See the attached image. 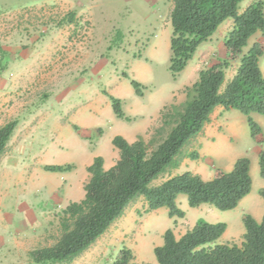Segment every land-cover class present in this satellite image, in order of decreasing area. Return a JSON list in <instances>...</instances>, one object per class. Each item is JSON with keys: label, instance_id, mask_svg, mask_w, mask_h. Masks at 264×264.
Wrapping results in <instances>:
<instances>
[{"label": "rangeland", "instance_id": "1", "mask_svg": "<svg viewBox=\"0 0 264 264\" xmlns=\"http://www.w3.org/2000/svg\"><path fill=\"white\" fill-rule=\"evenodd\" d=\"M254 1L244 0L239 12ZM171 9V0H0L4 51L0 55V127L16 121L0 156V264H31L29 251L53 245L62 210L84 196L87 167L97 156L103 162L115 161L112 138L136 130L134 117L150 116L152 125L144 134L147 141L160 126L162 108L182 103L185 88L195 82L199 71L228 59L223 41L232 28L231 19L197 49L173 80L168 71ZM254 42L264 47L257 33L245 51ZM237 67V61L229 62L224 85ZM124 75L145 87L143 97L134 95ZM108 95L120 99L132 123L115 118ZM236 115L246 125L237 111L214 110L207 126L215 128L216 134L205 136L203 129L185 147L186 154H201L196 160L188 159L184 169H204L206 177L212 176L218 167L211 154L215 148L245 149L250 141L246 134V140L241 135L236 141L228 130L229 123L238 120ZM64 164L74 168L65 173L44 171L46 165ZM252 176L257 186L260 176ZM145 208L142 198L129 204L70 264H111L123 248L131 250L132 264H148L162 238L158 228L165 225L159 212L146 213ZM183 218L175 224L179 235L187 225L203 219L229 225L222 240L242 242L237 233L244 229L242 221L210 205L187 206Z\"/></svg>", "mask_w": 264, "mask_h": 264}, {"label": "trees", "instance_id": "2", "mask_svg": "<svg viewBox=\"0 0 264 264\" xmlns=\"http://www.w3.org/2000/svg\"><path fill=\"white\" fill-rule=\"evenodd\" d=\"M169 22L168 71L176 80L197 49L228 19L232 28L226 34L223 45L228 59L199 71L197 79L184 90L182 103L169 104L160 111V126L153 130L146 141L138 136L128 143L116 135L111 145L119 151L116 163L105 170L103 158L97 156L87 167L89 179L83 187L84 196L69 202L59 217V236L48 247L28 252L31 264H70L87 251L120 218L129 204L142 198L145 212L160 208L168 211L169 218H183L176 200L185 195L189 208L207 204L218 211H230L237 207L251 191L250 160L238 158L229 172L217 171L211 180H203L190 171L171 176L184 158L196 160L197 152L184 153L185 147L196 138L210 122L217 107L234 110L243 115L250 137L261 134L260 126L251 117L264 118V76L260 70V58L264 47L254 42L246 51L249 40L257 33L264 41V1L257 0L239 12L243 0H171ZM72 20V16L70 17ZM117 40L121 33L117 32ZM4 51L0 47V55ZM230 61L238 67L231 80L225 84V69ZM134 95L143 97L145 87L129 79ZM111 110L116 119L130 122L125 116L119 98L108 95ZM16 121L0 127V156L5 152ZM259 176L264 180V151L258 153ZM72 164L46 165L44 171L65 173ZM168 178L157 185L153 181L163 175ZM264 200V187L259 190ZM245 233L242 242L217 244L226 231V223H209L198 219L195 225L176 239L167 229L161 246L154 248L156 264H264V214L259 223L244 215ZM131 250L123 248L111 264H132Z\"/></svg>", "mask_w": 264, "mask_h": 264}, {"label": "crops", "instance_id": "3", "mask_svg": "<svg viewBox=\"0 0 264 264\" xmlns=\"http://www.w3.org/2000/svg\"><path fill=\"white\" fill-rule=\"evenodd\" d=\"M244 1V0H243ZM242 4V3H241ZM240 4V5H241ZM264 65V57H263V61H262V57L260 58V62H259V66H260V70L264 76V69L263 66ZM230 81V80H229ZM217 108H221V107H217ZM216 108V109H217ZM215 109V110H216ZM160 111V107L159 109L155 112L156 114L159 113ZM233 112V110H230ZM124 112V111H123ZM155 114V115H156ZM235 114V113H234ZM240 114V113H239ZM212 116V115H211ZM238 118V123H235L237 121H235L234 123H229V132L230 134H232L235 138V140H240V136L242 135L244 140H246V138L244 137V135L246 134L247 138L250 139V141L248 142V144L246 143V145L244 146L245 149H243L241 152L239 149L235 150L236 147L230 148V149H224V150H219V148H215L211 154H212V160L215 161V163L217 164V171H221V172H229L232 168L233 165L235 163V161L238 158L241 157H247L250 160V176L252 179V186H251V191L249 192V194H247L243 199H241V201L239 202V204L237 205V207L233 210L230 211H224L227 212L228 214H232L234 215L238 220L240 219L242 221V218L244 215H249L251 216L257 223H259L262 219V216L264 214V200L259 196V190L261 188L264 187V180L260 177V179H258V185L255 186L254 184V180H253V176L255 175L257 176L259 174V166H258V153L260 150L264 151V118L258 114H252L251 117L253 118V120L260 126L261 128V134L258 135L255 140H253L250 135H249V130L246 125H243V119L239 116L236 115ZM149 117V118H148ZM146 116V117H142V116H136L134 118H137L134 121H137V128L136 130L129 131V132H124L126 133L125 135H122V137L128 142V143H133L136 141L138 136H142L144 138V134L147 132V130L151 127L152 123L150 121V116ZM133 118V117H132ZM245 118V117H244ZM141 122V123H140ZM246 122V119H245ZM132 123V122H130ZM210 123V122H209ZM208 123V124H209ZM207 124V125H208ZM205 126L204 129L205 131V136L207 134H209L211 132V135L216 134V130L215 128H209L208 126ZM240 133V134H239ZM203 133L201 132L198 136L202 135ZM244 134V135H243ZM197 136V137H198ZM200 140V139H199ZM224 142V141H222ZM221 142V143H222ZM117 152V157L115 159L114 162L111 163H107V162H103V168L105 170L109 169L110 167H112L116 161L119 158V151L116 150ZM197 153L200 155L201 153L199 151H197ZM202 156V155H201ZM232 156V157H231ZM188 158H184L180 164V166L171 171V176L176 175V174H181L185 171H190L194 174L199 175L203 180H211L215 175L217 171H212V176L208 175L206 177L207 172L205 173V171H203L204 169H198V170H186L184 169V167L186 166V162H187ZM255 172V174H254ZM168 174H165V178L161 179V181L165 180L166 178H168ZM161 178V177H160ZM157 179L155 181H153V185H157L159 184L161 181H159L158 183H156V181L160 180ZM186 196L185 195H179L177 197L176 203L179 209H181L184 213L185 216H187V200L185 202ZM201 206V205H200ZM197 207V208H200ZM189 208V207H188ZM237 211H239V214L237 213ZM155 212H159V215L161 214V218L163 219V223L165 226H163L162 228L159 226V231L161 230V232L159 233L160 236H163L164 232L167 229H171L175 238L178 239L180 238L186 231L190 230L196 222L192 223L191 225H187L185 227V230L179 235L177 232L174 231L175 229V224H181V220H184V218H169L168 216V211L165 208H160L158 210H155ZM155 220H157L158 215L154 216ZM243 225V224H242ZM227 228L225 233L221 236V238H219V240L216 241L217 244H223V243H231L232 240H222L224 238V236H226V232L229 229V225L226 224ZM158 226L154 227L155 229ZM239 236H243L245 233V229H240L239 231H237ZM163 243V239L160 238L159 243H157V245L155 247L161 246ZM233 243H236L233 241ZM238 244V243H236ZM155 256L151 255L149 256V263L148 264H156V260L154 259ZM142 260V259H141Z\"/></svg>", "mask_w": 264, "mask_h": 264}, {"label": "clouds", "instance_id": "4", "mask_svg": "<svg viewBox=\"0 0 264 264\" xmlns=\"http://www.w3.org/2000/svg\"><path fill=\"white\" fill-rule=\"evenodd\" d=\"M231 80V79H230Z\"/></svg>", "mask_w": 264, "mask_h": 264}]
</instances>
